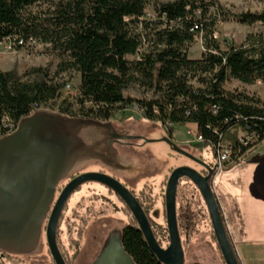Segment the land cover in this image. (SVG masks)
<instances>
[{
  "label": "trees",
  "instance_id": "obj_1",
  "mask_svg": "<svg viewBox=\"0 0 264 264\" xmlns=\"http://www.w3.org/2000/svg\"><path fill=\"white\" fill-rule=\"evenodd\" d=\"M44 3L49 4L47 12L29 11L32 6ZM148 6L152 16L146 13ZM228 21L249 26L264 24V11L231 14L217 0L169 3L0 0V43L31 38L48 45L60 57L56 77L68 71L79 75L74 103L61 102L57 114L108 122L117 120L115 113L136 104L146 120L160 121L166 134H172V126L195 125L197 136L202 139L199 147L210 148L214 158L221 143L226 141L230 157L221 167L226 171L264 143V97L260 99L223 89L229 79L246 85L264 79V40L251 35L244 44L223 49L215 38V28L218 22ZM198 35H201L203 51L199 58L191 59L188 50ZM29 73L34 74V79L24 80ZM191 80H196L200 87H193ZM133 83L152 91L154 99L126 98L123 91ZM61 88V84L49 79L48 73L40 68L23 75L14 70L0 71L1 133L6 132L7 125L18 126L39 108L55 101L60 97ZM231 130L242 131L244 142ZM65 183L59 184L57 192ZM132 193L149 217L153 233L163 247L167 242L166 229L154 224L149 216L156 204L151 187L144 184ZM190 193L202 203L197 189L189 181L182 180L176 197V204L181 205V217L177 216L179 225L192 215V211L184 207L185 203H193L187 197ZM67 212L66 208L57 244L65 263L74 264L91 210L80 213L72 209L71 216H67ZM123 212L127 220L121 229V241L126 252L136 264H161L124 206ZM211 237L215 243L214 236ZM45 251V264H54L47 248ZM10 260L12 258L6 256L4 262Z\"/></svg>",
  "mask_w": 264,
  "mask_h": 264
},
{
  "label": "water",
  "instance_id": "obj_2",
  "mask_svg": "<svg viewBox=\"0 0 264 264\" xmlns=\"http://www.w3.org/2000/svg\"><path fill=\"white\" fill-rule=\"evenodd\" d=\"M112 134L114 130L110 122L38 111L23 119L12 134L0 139V253L32 255L42 247L44 238L54 264H66L57 244L60 221L74 193L81 186L93 183L112 192L128 209L159 263L185 264L176 197L180 182L187 180L203 200L224 264H240L212 188L218 164L209 166L169 136L158 140L206 171V175H202L192 167L178 166L170 172L163 194L168 235V246L163 248L153 233L149 217L129 188L103 172L78 173L92 161L117 162L112 150ZM130 138L143 140L144 144L153 142L144 136L120 137L123 140ZM75 173L57 194L59 184ZM91 264L136 263L124 249L120 231L118 237H108L102 243Z\"/></svg>",
  "mask_w": 264,
  "mask_h": 264
},
{
  "label": "rangeland",
  "instance_id": "obj_3",
  "mask_svg": "<svg viewBox=\"0 0 264 264\" xmlns=\"http://www.w3.org/2000/svg\"><path fill=\"white\" fill-rule=\"evenodd\" d=\"M56 1L58 0H49V3H54ZM150 1L169 3L173 2L174 0ZM217 1L226 11L231 14L260 13L264 11V0ZM48 5L49 4L47 3L34 5L29 8V11L32 13H44L49 10ZM146 13L148 16H152V9L150 6L147 7ZM215 29V38L220 42V45L223 49H226L230 45L238 46L244 44L251 35L261 36L264 40V24L260 23L249 26L239 24L235 21L218 22ZM17 51L22 52L19 54ZM202 51L203 48L201 35L195 36L194 42L189 47L188 57L191 59H197L199 58ZM14 52H16L13 56L14 59L4 60L2 68L7 70L3 71L14 70L19 75H23L32 69L40 68L48 73L49 79L53 78L54 81L62 85L60 97L49 103L47 107L39 109V111L57 113L59 112L58 105L61 102H65L66 104L74 103L79 85V76L74 71H68L61 73L56 77L55 75L57 72V66L59 65L61 59L57 53L52 52L48 45L37 43V45L31 48L16 50ZM25 79H34V74H27L24 80ZM190 84L193 85V87H200V84H198L196 80H191ZM223 89L230 92H241L246 95L262 99L264 97V79L257 80L255 83L250 85L242 84L235 79H229L223 84ZM123 94L126 98H130L132 100L150 101L154 99V94L152 91H148L134 83L130 84L123 91ZM73 109L76 110L77 108L73 106ZM114 116L117 117V120H111L110 123L112 125L119 123L122 125H129L135 123L136 130L138 129L139 132L145 134L144 137L147 139L153 140L151 143H145L141 147H138V150H127L128 154L137 155L140 159L143 158L146 170L145 173L139 177L131 179L130 181L128 180L126 183H123L122 181L120 182H122L127 188L135 193L141 189L144 184H148L151 187L152 195L156 197V204L150 211L149 216L153 220L154 224L166 229L163 194L170 172L178 166H189L196 170L199 169V166L188 158L172 152L166 143L158 140L163 136H169L171 140L181 148L186 150L195 158L206 163L213 162L215 159L213 157L212 150L210 148L202 149L199 147L201 141L197 140V132L192 124L172 126V134H166L165 128L162 127L160 121L146 120L141 109H139L136 104H132L126 109L115 113ZM231 133H236L237 138L241 142L243 141L245 135L242 131L237 130L235 132L234 130H231ZM246 141H248V138H246ZM260 146V153H262V151L264 152V143ZM228 147L229 146L226 141H223L220 145V149L222 150H229ZM263 155L264 153L260 156V158H264ZM242 160H240L238 163H240ZM98 163L99 162L94 161L89 162L86 166L79 170V173L97 171V169L100 167ZM76 174L77 173H75V175ZM73 175L74 174H72L71 177ZM109 175L116 179L118 178V176H115V174ZM66 180L67 179H65L63 182ZM227 180V178L222 177V174L217 176V173L212 180V188L214 193L216 189L222 199V183L226 182ZM191 195L192 194L190 193L187 197L188 199H192L193 203L191 205L185 203L184 207L189 211H192V215L188 221H185V223H181L180 225L178 224L182 246L185 253V264H224L221 254H219L220 251L218 253L219 249H216V241L214 243L211 237L213 232L203 200L202 203H200L196 195L194 198L191 197ZM123 206L124 205L121 203V201L112 192L98 184H85L74 193L67 204L66 208L68 209V212L66 215L71 216L72 209H77L80 213L91 210V217L85 224L79 251L76 255L74 264H91L98 254L102 243L108 237L119 236L122 226L127 220L123 212ZM180 207L181 205L178 207L176 204L177 216L179 215L181 217ZM186 214H188V212ZM62 230L64 231L65 229L62 227ZM166 237L167 242H164L163 248L168 246L167 229ZM63 241L65 245H67L64 236ZM45 248L46 245L43 241L42 247L38 248L34 254L21 256L20 258L12 257V260L4 263L45 264L47 262Z\"/></svg>",
  "mask_w": 264,
  "mask_h": 264
},
{
  "label": "crops",
  "instance_id": "obj_4",
  "mask_svg": "<svg viewBox=\"0 0 264 264\" xmlns=\"http://www.w3.org/2000/svg\"><path fill=\"white\" fill-rule=\"evenodd\" d=\"M15 53L5 51L0 43V71L7 70L3 62L14 59ZM260 147L233 168L217 171V176L228 179L222 183L223 199L216 189L215 195L240 264H264V158H260L264 152Z\"/></svg>",
  "mask_w": 264,
  "mask_h": 264
},
{
  "label": "flooded vegetation",
  "instance_id": "obj_5",
  "mask_svg": "<svg viewBox=\"0 0 264 264\" xmlns=\"http://www.w3.org/2000/svg\"><path fill=\"white\" fill-rule=\"evenodd\" d=\"M109 122L110 121L102 122V123H109ZM112 129L114 130V134H112V137H111L112 150H113V154L117 158L116 160L118 163L117 162L110 163V161H101L98 163L100 167L97 169V171L103 172L105 174H115V176H118L117 180L122 181L123 183H126V181L128 180L130 181L131 179L139 177L140 175H143L145 173L146 169L144 166L145 163H144L143 158L140 159L137 155H130L127 152V150L129 149L138 150V147H141L142 145H144V142L143 140H137L133 138H130L129 140H123V139H120V137H141V136H144L145 134H143L142 132H139L138 129L136 130L135 123H132L129 125L128 124L122 125L121 123H119L116 125H112ZM114 136L119 137V138L113 139ZM195 164L199 166V169L197 171H199L202 175H206V171L203 169V167H201L197 163ZM207 164L209 166H213L214 164H216V160L214 159L213 162H210ZM74 176L75 174L72 177L70 176L65 182L67 183L68 180L73 178ZM59 192H57V194ZM43 241H44V238H43ZM6 256L11 257V258L12 257L20 258L21 256H25V255L16 256V255L0 253V264H4Z\"/></svg>",
  "mask_w": 264,
  "mask_h": 264
},
{
  "label": "built area",
  "instance_id": "obj_6",
  "mask_svg": "<svg viewBox=\"0 0 264 264\" xmlns=\"http://www.w3.org/2000/svg\"><path fill=\"white\" fill-rule=\"evenodd\" d=\"M1 43L3 44L4 50L8 51V52L16 51L15 47H18L19 50H21V49L31 48V47L37 45V42L31 38L28 39L27 41H25L23 39H18L16 42H12L10 40H4ZM67 88H68V86H67ZM39 109H41V108H39ZM6 127H7V130L4 134H2L0 131V139L12 134L17 128V126L14 127L12 125H7ZM197 140L201 141L202 139L200 136H197ZM229 157H230L229 150L218 149L216 151L215 160H216V164H218V170L221 169V167L224 163L229 161Z\"/></svg>",
  "mask_w": 264,
  "mask_h": 264
}]
</instances>
